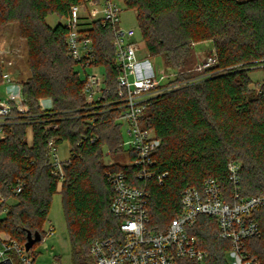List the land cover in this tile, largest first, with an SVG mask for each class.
<instances>
[{
	"label": "trees",
	"instance_id": "1",
	"mask_svg": "<svg viewBox=\"0 0 264 264\" xmlns=\"http://www.w3.org/2000/svg\"><path fill=\"white\" fill-rule=\"evenodd\" d=\"M86 1L91 0H0V25L18 23L27 43L30 76L21 85L29 107L25 114L31 116L7 126L0 143V194L8 198L17 178L26 180L16 204L0 221V232L23 245L27 232H38L42 239L47 235L42 226L59 182L50 166L48 142L68 141L72 158L64 165L63 206L73 264H90L93 243L119 235V223L110 211L114 192L105 172L136 175L125 165L135 155L123 146L118 106H103L116 101L121 72L112 29L82 19L83 31L93 41V62L105 68V86L111 91L94 110L85 107L81 68L67 55L66 20L72 6ZM122 1L136 12L150 57L160 56L166 70L177 74L167 79L175 86L153 100L142 120L161 142L153 155L155 174H166L161 182L156 176L147 182L134 180L135 186L149 192L150 230L165 232L181 213L182 192L188 187L202 189L208 178L216 179L229 196L234 194L227 171L231 160L242 163L240 195L264 194V0ZM53 16L65 23L50 25L48 18ZM205 42L212 44L206 61L213 62L201 73L187 74L195 63V46ZM254 71L262 72L261 81L252 79ZM42 98L52 100L50 109H41ZM52 124L57 125L55 130L49 129ZM104 147L114 161L111 167L105 163ZM252 215L261 236L246 247L264 264V207ZM192 233L208 255L204 264H230L226 257L230 243L220 239L214 218L199 217Z\"/></svg>",
	"mask_w": 264,
	"mask_h": 264
},
{
	"label": "built area",
	"instance_id": "2",
	"mask_svg": "<svg viewBox=\"0 0 264 264\" xmlns=\"http://www.w3.org/2000/svg\"><path fill=\"white\" fill-rule=\"evenodd\" d=\"M84 7L90 9L94 20L113 31L115 60L121 70L117 78L116 101L113 104L105 103L106 95L111 91L105 86L106 78L100 72L101 67L93 62V41L83 31ZM66 25L68 57L84 70L87 67L94 69L91 74L85 72L86 77L83 78L86 109L94 110L101 102L105 103L104 107L114 108L117 104V121L131 137L128 143L123 142V146L135 155L134 160L125 163L136 170L134 177L112 169L105 172L114 192L110 211L119 223V235L95 241L90 248V264H204L208 255L192 233L201 216L214 218L220 239L230 243V249L226 253L230 264H260L247 251L246 245L248 241L261 236V229L252 213L264 207V194L250 198L240 195L242 163L238 161L231 160L227 165L234 194L229 196L216 179L208 178L202 189L188 187L182 192L181 213L172 219L165 232L150 230L149 192L146 187L135 186L134 180L147 182L155 179L153 155L160 148L161 142L152 130L144 128L142 120L153 100L171 88L159 91L163 87L157 77L159 72L150 62L151 59H141L142 53H146L148 57L150 55L146 52L145 44L136 40V31L122 28L121 9L115 0H91L72 6ZM211 62L212 59L205 61L201 68H207ZM2 77L4 83L14 82L4 67ZM161 78L169 79L164 75ZM25 111L0 98V143L5 137L7 126L20 123L23 117H31ZM56 128V124L49 126V129ZM91 141L95 142L96 139L92 138ZM48 154L54 174L59 176V181L65 180L64 165L71 162V151L68 160H60L59 145L56 139H51L48 142ZM108 154L107 150L105 156ZM113 164V160L106 163L109 167ZM165 176L166 174H162L156 178L161 182ZM25 187L26 180L22 176L11 187L8 198L0 194V217L9 214L8 203L16 200ZM53 233L54 230L49 228L48 235ZM30 251L10 234L0 232V264H15L11 257L13 252L19 255L23 264H33L35 258Z\"/></svg>",
	"mask_w": 264,
	"mask_h": 264
},
{
	"label": "rangeland",
	"instance_id": "3",
	"mask_svg": "<svg viewBox=\"0 0 264 264\" xmlns=\"http://www.w3.org/2000/svg\"><path fill=\"white\" fill-rule=\"evenodd\" d=\"M116 4L121 9V26L123 29H134L136 31V40L141 43V31L138 25L136 12L127 9L122 0H115ZM84 5V4H83ZM82 16L87 18V21H93L94 15L91 14L90 9L84 7ZM97 19V18H96ZM59 21L65 23L64 19H60L57 16L49 17L48 23L55 26ZM144 44V43H143ZM141 46V45H139ZM212 49L210 42L200 43L195 46V58L193 67H188L187 74H197L203 71L200 67L207 59L209 51ZM147 52V51H146ZM0 57L2 60V67L8 70L14 79L12 83H2L0 85V98L4 101H11L14 106H18L22 109H29L27 105V98L23 93L21 83L27 82L30 76V62L29 52L26 41L20 35V27L16 22H8L0 25ZM141 59H151L152 65H155L158 73V80L160 84L164 83L163 87H160L159 91L171 88L175 86V83H170L167 79H162L164 75L166 78L175 79L176 72L167 71L163 59L159 57H148L146 53L141 54ZM105 68L102 66L100 69L101 74L105 73ZM91 74L94 69L87 67L85 70L80 69V75L82 78L86 77V73ZM99 72V70H98ZM252 79L259 82L263 78V74L260 71H254L250 74ZM161 78V80H160ZM39 105L42 110L50 109L53 102L49 98H42L39 101ZM29 133L30 130H29ZM122 135L124 142L128 143L131 140L126 129H122ZM108 148L104 147V153H107ZM70 156V145L68 141L63 142L59 146V158L62 161H66ZM105 163H111L110 155L105 156ZM64 182H58L57 193L51 198V206L48 217L42 226V231L47 235L31 249L30 254L35 257L33 264H73L72 245L70 241V234L68 230V224L65 219L64 206H63V187ZM16 200L8 203L9 208L16 204ZM8 215L0 217V221L7 218ZM49 228L54 230L53 234L48 235ZM5 233V232H4ZM35 255V256H34ZM11 257L15 264H23L21 258L15 252L11 253ZM227 257V256H226ZM228 259V257H227Z\"/></svg>",
	"mask_w": 264,
	"mask_h": 264
},
{
	"label": "water",
	"instance_id": "4",
	"mask_svg": "<svg viewBox=\"0 0 264 264\" xmlns=\"http://www.w3.org/2000/svg\"><path fill=\"white\" fill-rule=\"evenodd\" d=\"M41 239V235L38 232L34 234L27 232V243L25 244L26 250L30 251L37 242L41 241Z\"/></svg>",
	"mask_w": 264,
	"mask_h": 264
},
{
	"label": "crops",
	"instance_id": "5",
	"mask_svg": "<svg viewBox=\"0 0 264 264\" xmlns=\"http://www.w3.org/2000/svg\"><path fill=\"white\" fill-rule=\"evenodd\" d=\"M29 130L31 133H29ZM29 130L27 131V141H28V144L31 145L33 142V131H32V129H29Z\"/></svg>",
	"mask_w": 264,
	"mask_h": 264
},
{
	"label": "bare ground",
	"instance_id": "6",
	"mask_svg": "<svg viewBox=\"0 0 264 264\" xmlns=\"http://www.w3.org/2000/svg\"><path fill=\"white\" fill-rule=\"evenodd\" d=\"M35 256V255H34Z\"/></svg>",
	"mask_w": 264,
	"mask_h": 264
}]
</instances>
